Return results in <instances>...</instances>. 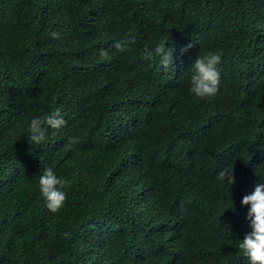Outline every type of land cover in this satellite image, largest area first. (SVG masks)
<instances>
[{"label":"trees","instance_id":"obj_1","mask_svg":"<svg viewBox=\"0 0 264 264\" xmlns=\"http://www.w3.org/2000/svg\"><path fill=\"white\" fill-rule=\"evenodd\" d=\"M164 42L167 70L144 58ZM209 51L219 87L199 98L191 66ZM57 107L66 124L30 143ZM47 167L70 182L56 213ZM257 182L264 0H0V264H249L241 201Z\"/></svg>","mask_w":264,"mask_h":264},{"label":"clouds","instance_id":"obj_2","mask_svg":"<svg viewBox=\"0 0 264 264\" xmlns=\"http://www.w3.org/2000/svg\"><path fill=\"white\" fill-rule=\"evenodd\" d=\"M53 39L59 38V33L52 32L50 34ZM135 43V36L118 40L114 43V48L119 52H125L130 45ZM192 45L189 44L182 51H187ZM174 49L167 47L165 42L157 44L154 49L145 47L144 58L152 60L159 57V64L167 70L173 65ZM101 56L107 57L106 50H101ZM221 53L219 51H209L203 56H197L191 66L192 75L190 79V93L196 97L205 98L214 96L219 87L220 69L218 65L221 63ZM66 124L59 107L43 117H35L29 124L28 139L30 143L40 144L45 141L48 129H60ZM78 138L71 137L68 146L72 147L77 144ZM218 179L226 181L229 185L235 182L233 166L225 167L218 173ZM70 186V182L64 178L58 177L52 167L44 169L43 174L39 177V187L43 198L46 201V207L52 213L58 212L65 204L67 194L63 190ZM241 203L250 205L247 213L250 231L247 232L238 244L240 252L249 261V264H264V183H255L250 194L244 195ZM65 237L70 236L64 233Z\"/></svg>","mask_w":264,"mask_h":264},{"label":"bare ground","instance_id":"obj_3","mask_svg":"<svg viewBox=\"0 0 264 264\" xmlns=\"http://www.w3.org/2000/svg\"><path fill=\"white\" fill-rule=\"evenodd\" d=\"M125 167V166H124Z\"/></svg>","mask_w":264,"mask_h":264}]
</instances>
